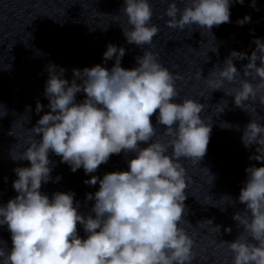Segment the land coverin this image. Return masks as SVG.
<instances>
[{
    "label": "clouds",
    "instance_id": "clouds-1",
    "mask_svg": "<svg viewBox=\"0 0 264 264\" xmlns=\"http://www.w3.org/2000/svg\"><path fill=\"white\" fill-rule=\"evenodd\" d=\"M180 3L182 8L177 0H169L164 11L169 28L192 32L195 25L211 32L214 26L231 22L230 6L243 5L244 0ZM250 6L256 8V0ZM121 12L127 18V26H121L126 42L143 50L135 67H122L126 49L112 43L103 53L105 63L114 59L110 69L101 64L73 68L69 81L62 66H47L44 96L49 111L29 129L27 146L17 151L14 145L9 152L13 161L29 164L13 169L17 195L0 204V226H6L11 236V247L0 241V264H193L194 240L182 227L188 222L184 201L190 183L183 161L198 165L203 159L212 120L202 115L205 106L199 100L178 99L176 81L183 77L165 67L151 50L159 27L151 22L150 0H123ZM250 22L247 14L236 21L240 26ZM254 43L250 56L232 50L222 65L210 70L206 84L212 92L223 90L225 81L238 83L225 94L233 97L237 108L250 113L241 142L245 148L256 145L250 160L264 162V123L253 117L257 101L264 107V39L255 38ZM245 58L243 77L251 79L237 80L241 70L233 61ZM78 93L84 94L83 100L77 101ZM227 104L224 100L216 105L217 114ZM44 107L37 101L36 113ZM2 112L0 117L6 115ZM157 125L163 126L162 132ZM221 127L233 126L222 122ZM122 152L126 169L106 172L102 178L92 175L111 155ZM50 153L72 172L83 168L90 177L85 184L99 183L98 190L86 194V201L94 202L87 213L80 211L73 191L51 196L41 191L43 184L61 179L51 175ZM245 172L237 198L244 208L232 216L242 231L234 240L220 242L231 253V264H264V163L250 165ZM235 202L224 196L211 204L226 210L223 206ZM214 226L220 233V225ZM224 231L231 233L232 228Z\"/></svg>",
    "mask_w": 264,
    "mask_h": 264
},
{
    "label": "water",
    "instance_id": "water-1",
    "mask_svg": "<svg viewBox=\"0 0 264 264\" xmlns=\"http://www.w3.org/2000/svg\"><path fill=\"white\" fill-rule=\"evenodd\" d=\"M168 2L150 0L153 9L151 22L158 25L159 32L153 37L154 47H145H151L165 67L183 77L176 81L178 99L191 97L199 100L205 106L202 115L212 120L210 140L203 159L198 165L183 161L190 183L184 201L188 222L182 227L194 240L196 256L193 264H231V253L220 241L234 240L242 231L236 227L237 222L232 216L244 208L237 198L246 179L245 169L253 164L259 167L264 162L250 160L256 145L245 148L241 142L242 130L251 119L250 113L237 108L233 97L225 94L239 87L238 83L225 81L223 90L211 92L206 79L210 70L222 65L232 50L250 56L255 49L254 39H264V0H256V8L250 6L251 0H244L243 5L232 4L231 22L214 26L211 32L195 25L192 32L169 28L165 23L168 18L164 15ZM177 2L182 8L180 0ZM122 4L123 0H0V108L6 111V115L0 117V204L17 195L12 187L16 179L13 169L29 164L28 161H13L9 156L10 150L15 145V150L22 151L31 137L29 129L49 111L46 107L48 100L44 96L49 63L62 66L69 81L73 68L101 64L110 69L114 59L105 63L103 53L112 43L126 49L122 67L136 66V57L142 55L143 50L126 42L121 26H127V18L119 13ZM246 14L251 16V22L238 25L237 19ZM215 48L217 52H213ZM233 62L241 70L237 80L251 79L243 77L242 73L247 58L234 59ZM200 72L202 77H199ZM83 98V93L77 94V101ZM224 100L228 102L227 107L217 114L216 105ZM37 101L45 105L39 114L35 111ZM253 107L256 108L253 117L264 123V107L258 101ZM2 109L0 114H3ZM155 119L154 114L151 117L153 124ZM222 122L233 127L222 128ZM10 131L13 135L9 134ZM157 131L162 132L163 126L157 125ZM49 158L54 162L52 177L59 175L61 179L58 183L50 181L43 184L41 191L49 196L56 191H73L74 199L81 203L80 211L87 213L94 202L86 201V194L98 190L99 183L89 186L84 183L90 177L83 168L72 172L59 156L50 153ZM126 168L122 152L111 155L109 161L101 164L92 175L102 178L106 172ZM224 196H230L236 202L223 206L226 210L212 206L211 203H218ZM209 219L212 224L205 221ZM200 221L204 222L198 224ZM214 225H220V233ZM226 227L232 228L231 233L224 231ZM77 229L84 237L79 224ZM0 241H6L11 247V236L6 226H0Z\"/></svg>",
    "mask_w": 264,
    "mask_h": 264
}]
</instances>
